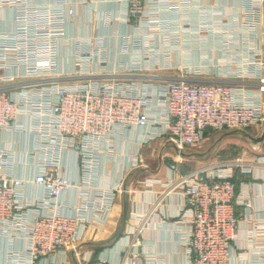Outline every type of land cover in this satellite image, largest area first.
Returning <instances> with one entry per match:
<instances>
[{
    "label": "built area",
    "instance_id": "obj_1",
    "mask_svg": "<svg viewBox=\"0 0 264 264\" xmlns=\"http://www.w3.org/2000/svg\"><path fill=\"white\" fill-rule=\"evenodd\" d=\"M34 1L0 0V9L8 12L0 30V140L8 131L32 134L35 145L22 164H35L37 170L31 179L17 174L15 151L0 145V233L24 237L23 252H13L11 260L30 264L68 248L79 255L91 227L107 216L124 182H96L101 166L111 158L113 136L145 128V141L166 137L181 155L202 143L210 131L257 126L259 133L264 122V0H243L241 13L230 24L223 22L222 31L202 22L196 33L218 32L223 39L236 25L240 35L230 36L215 57L214 49L201 54L200 64H171L169 56L162 68L179 74L157 84L123 75L157 69L159 60L148 58L156 36L147 26L157 27L163 38H178L173 20L158 14L161 8L153 9L151 0H126V25L133 32L117 35L120 52L141 47L149 55L142 63L121 67L106 65L115 47L106 45L103 35L67 34L66 19L59 12L63 0H56L57 8ZM182 4L192 6L190 0ZM69 14L75 16L74 8ZM99 20L108 22L110 16L106 13ZM71 45L75 50L70 64L63 66L61 48ZM65 153L75 156L80 180L65 174ZM261 160L243 153L187 171L179 168L177 159L169 162L173 176L161 195L179 189L184 196L181 216L188 222L189 264H229L238 231L248 219L237 207L252 206L251 196L239 192L238 184ZM138 161L136 157L132 164ZM30 182L42 186L44 195L25 194ZM75 187L81 192L79 200L71 212H63L64 196ZM90 189L100 191L94 200ZM134 243L135 238L128 252Z\"/></svg>",
    "mask_w": 264,
    "mask_h": 264
},
{
    "label": "crops",
    "instance_id": "obj_2",
    "mask_svg": "<svg viewBox=\"0 0 264 264\" xmlns=\"http://www.w3.org/2000/svg\"><path fill=\"white\" fill-rule=\"evenodd\" d=\"M190 1L191 7L182 4V0H151L150 5L153 9L161 8L158 14H165L173 20V34L179 39L163 38L157 27L147 26L149 29L147 32L156 36L151 40L154 43L151 55L148 54L147 48L141 47H132V51L126 54L120 52L117 35L133 32L131 27L126 25L128 16L126 0H63L60 1L62 11L59 12L64 14L65 30L69 36L99 34L104 36L106 45L115 47L108 53L110 62L107 60V66L121 67L142 63L143 56L147 54L150 62L159 60V63H155L157 69L123 74L127 79L153 81L157 84L179 74L178 70L162 68L167 65L164 62H168L169 56H171V64H179L181 61L188 65L200 64L201 54L211 53L214 49L215 57L218 49L228 44L226 40L231 39L230 36L236 39L240 35V29L236 25L224 32L223 39L216 36L218 32L200 34L196 32L199 31L202 22H208L215 30L222 31L223 22L228 20L230 24L234 16L241 13L243 0ZM34 2H43L45 6L52 4L57 8L54 4L56 0ZM172 3L176 5H171ZM70 7L76 11L74 17L69 16ZM106 13L109 14L110 20L103 23L99 19ZM6 18L8 12L0 9V30L4 27L3 21ZM182 23L188 24L190 28L182 27ZM9 25L13 28L12 22ZM9 27L7 29H10ZM169 47L172 48L171 55H167ZM74 50V45L61 48L59 58L61 65L70 64V56H73ZM185 51H188V55ZM213 132L215 131H210L199 145L185 149L186 152H198L191 157L179 155L176 147L166 137L145 141V128H133L129 133L113 136L111 158H107L106 166H101L100 176L96 182L104 185L124 182L122 190L115 191L112 207L107 216L91 227L86 240L79 245V255L68 248L48 259H38L35 264H189V254L185 244L188 237V222L181 216L184 196L179 189L164 196L161 194L173 176L169 162L177 159L179 168L187 171L204 165L206 163L204 160L214 155V148L213 152L195 149L197 146L201 147L200 145L208 140ZM1 137L3 140H0V145L15 151L16 173L33 178L37 172L35 164L23 166L22 162L29 157L28 151L35 145L34 136L8 131ZM226 141L227 139H222L217 145L218 149H224L225 144L228 143ZM230 144L231 147L237 145L236 141ZM242 146L245 147L244 153L259 156L264 160V140L256 147L245 144ZM252 148L258 149L259 153H250ZM221 150L216 151L214 156L217 157L218 154L223 156ZM240 152L243 153L242 148ZM136 157L139 163L133 165L132 162ZM262 160L254 165L253 172L242 177L238 184L239 192L251 196L252 206L250 210L244 209L242 205L237 207L238 214L243 213L248 219L238 231L229 264L264 262V161ZM64 162L65 174L76 181L80 180L75 156L65 153ZM99 192L90 189L91 199L97 198ZM24 193L35 198L44 195L45 190L35 182H30ZM80 193L78 187H75L65 194L63 212H71V206L79 200ZM21 236L0 233V264H30L25 260L17 263L11 260L13 252H23L26 246V241ZM134 238L133 248L128 252L130 241ZM87 254L88 260H83L82 256Z\"/></svg>",
    "mask_w": 264,
    "mask_h": 264
},
{
    "label": "rangeland",
    "instance_id": "obj_3",
    "mask_svg": "<svg viewBox=\"0 0 264 264\" xmlns=\"http://www.w3.org/2000/svg\"><path fill=\"white\" fill-rule=\"evenodd\" d=\"M226 130H222V131H219V132L218 131L213 132L211 134V136L208 138V140H206L202 145H200L201 147L197 146L195 148L197 151H207L208 150V152H210V151L213 152V148H214L215 150H214L213 154L215 155L216 151H220L221 150V149H218V146H217L218 143H221L222 139H227L226 142H228V143H226L224 149L222 148V150H221L222 151L221 154L223 156H220L218 153H217L218 154L217 157L212 155L211 158H207V159L204 160L206 162L204 164H212V163H214L216 161L223 160V159L227 160V159L238 158L240 155H242L244 153L243 149H245V147L242 146L243 144H245L247 146L248 145L252 146L251 141L249 139H247L246 137L240 135V134L227 135V136L221 138V135ZM246 131L251 132V133H258L259 128L257 126H252V127L247 128ZM234 141H236V144H237V145H235L236 151H235V147H233V146L231 147V144H230V142H234ZM241 148H242V152L243 153L240 152ZM250 153H255L256 154V153H259V150L256 149V148H252L250 150ZM201 161H203V160H201Z\"/></svg>",
    "mask_w": 264,
    "mask_h": 264
},
{
    "label": "water",
    "instance_id": "obj_4",
    "mask_svg": "<svg viewBox=\"0 0 264 264\" xmlns=\"http://www.w3.org/2000/svg\"><path fill=\"white\" fill-rule=\"evenodd\" d=\"M232 134H240V135L246 137L247 139H249L251 141L252 146L256 147L257 145H259L264 140V122H263L262 129H261V131L259 133H251V132H248V131L243 130V129L231 128V129L226 130L221 135V137H225L227 135H232ZM172 144L177 149V146L174 143H172ZM194 153L197 154L198 152H186L185 150H183L181 152L182 155L188 156V157H191V156L195 155Z\"/></svg>",
    "mask_w": 264,
    "mask_h": 264
}]
</instances>
